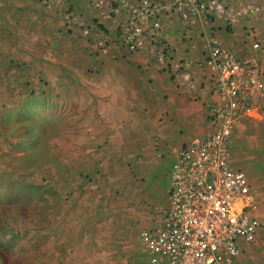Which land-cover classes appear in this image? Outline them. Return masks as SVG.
I'll list each match as a JSON object with an SVG mask.
<instances>
[{"label":"crops","instance_id":"0c3cea01","mask_svg":"<svg viewBox=\"0 0 264 264\" xmlns=\"http://www.w3.org/2000/svg\"><path fill=\"white\" fill-rule=\"evenodd\" d=\"M69 9L86 23L96 22L91 41L81 37L75 22L66 20ZM165 21L173 49L171 73L151 63L147 50L130 54L119 49L123 19L103 16L84 0H65L55 11L34 0H0V248L4 237L10 244L14 241L5 236L8 221L11 225L23 220L28 230L25 261L15 250L12 255L0 254V263L2 257L5 264L126 260L114 253V247L125 245L129 237H121L125 241L120 243L113 239L114 224L127 235L146 226L153 219L146 200L163 191L162 177L169 174L166 165L173 167L184 144L213 131L207 119L213 98L203 85L209 70L194 65L195 90L182 72L180 79L174 77L182 59H204L202 28L174 18ZM220 37L224 47L254 60L264 80V36L257 39L261 50L246 41L241 28ZM98 41H110V49L102 51ZM37 93L63 106L71 103L73 116L79 119L72 151L54 161L45 154L41 160L46 169L57 166L60 187L72 177L70 202L64 201V190H41L40 204L33 205L32 147L19 146L16 137L27 140L30 135L26 117ZM231 163L251 172L252 214L264 222V111H254L235 131ZM5 195L15 206L6 203ZM94 244L99 248L82 256L80 246ZM237 264H264V229L254 242H240Z\"/></svg>","mask_w":264,"mask_h":264},{"label":"built area","instance_id":"2783aa9c","mask_svg":"<svg viewBox=\"0 0 264 264\" xmlns=\"http://www.w3.org/2000/svg\"><path fill=\"white\" fill-rule=\"evenodd\" d=\"M34 1L48 11L59 9L65 2ZM88 1L110 19L112 14L119 17L128 12L120 25L118 48L130 54L147 50L151 63L171 73L173 49L159 19L160 5L151 0ZM169 5L168 10L178 13L188 27L198 24L202 28L204 59H182L174 77L180 79L182 72L186 84L195 90L194 65L209 70L203 85L213 98L207 105V119L213 131L180 148L170 171L168 204L161 224L141 233L147 255L145 264H237L240 242H254L263 224L252 214L250 180L231 163V145L243 119L256 110L264 111L263 73L254 60L224 47L216 36L214 21L223 17L227 8L221 0H169ZM66 16L77 25H84L71 9ZM90 34V29L83 27V35ZM110 47L102 45L101 49L105 52ZM253 47L260 49V43Z\"/></svg>","mask_w":264,"mask_h":264},{"label":"rangeland","instance_id":"374dc122","mask_svg":"<svg viewBox=\"0 0 264 264\" xmlns=\"http://www.w3.org/2000/svg\"><path fill=\"white\" fill-rule=\"evenodd\" d=\"M84 1L92 6V4L89 3L90 1L88 0H84ZM151 1L156 5H160L159 19L164 33L166 32L165 29L167 27L166 25L167 22L165 21V19L167 18H169V20L173 18L178 19L179 23L184 25V21L182 20V17L178 13L168 10L170 6L169 0H151ZM221 1L225 3V5L227 6L226 13L223 17L217 18L213 24L215 27L214 31L216 32V36L219 38L220 41H222V38L220 37L222 33L224 35L234 34L235 28L236 30L237 28H241L246 41L251 42L253 44L254 41L259 40L258 38L261 35L264 36V0H221ZM127 15H129L128 12H123V14H121L120 17L124 21L127 18ZM111 17L116 18L117 16H115V14H112ZM218 19L219 21L216 24ZM66 20L73 23L67 18ZM81 20L83 21L84 25L79 26L76 24V27H78L81 33V37L83 39L85 38L91 41L93 39V27L95 26L96 22L93 21L90 23L91 24L90 25L89 23H86L85 20H83L82 18ZM240 20L242 21L240 22ZM123 23L124 22H122V24ZM97 25L102 26L103 24H97ZM147 25H150V22H148ZM83 27H87L88 29H90L91 31L90 36L83 35ZM199 31L201 32V29H199ZM258 42L260 43L261 46V42L260 41ZM114 43L115 42H113V44ZM102 45H107L108 47H110L111 42L110 41L97 42L98 48L101 49ZM258 50H261V48ZM40 82L43 83L42 80H40ZM30 106L31 108L29 111V115L26 117L27 118L26 122L30 127V135L28 139L25 140L23 139L22 135L16 134L17 135L16 141H18L17 144H19V146L32 147L31 151H32V158L34 163L33 195H32L33 205L40 204L39 193L41 190L54 191V192H58V190H64L67 192L64 201L70 202L73 199L72 189L74 187L73 186L74 182L72 180V177L69 176V178L66 179V181L64 182L65 184L63 185V187H60L62 183L57 177V172H56L57 166L50 165L48 166L47 168L48 170H47L46 166L41 165V160L45 159L46 157L44 156L45 154H48L49 158L52 161H54L57 159L59 154L60 155L61 153L67 154L72 151V143L77 138L78 136L77 132L79 131L74 125L79 124L78 122L79 119L73 116L74 109L71 103L69 104L66 103L63 106L62 104L58 103L55 98L51 99L45 95L41 96L40 93L34 94ZM85 120H86L85 118L83 117L81 118L82 125H83V121ZM83 129L84 128L82 127V130ZM232 144H233V139H232ZM231 151H232V145H231ZM27 161L31 162V158L30 159L28 158ZM166 168L168 170L166 174L167 173L169 174H167L166 178L165 175H163L162 177L163 180H161V182L163 184V191L160 194L159 193L156 194V196L154 197L155 200L150 197H148L149 200L148 199L146 200V202L148 203L145 205V207L150 212H152L153 219L147 221L146 226H144L143 228H139L137 231H135L130 235H127L128 233L126 230H122L121 228H115L116 224H114V229L112 231L113 239H116L120 243L125 241V240L120 241L121 237H125V239L129 237V240L125 242V245L116 244V247H114L115 248L114 250H116L114 253L117 256L121 255L123 259H126L124 262H118V260H116L117 261L116 264H145L147 260V256L141 241V233L146 228L149 229L156 228L159 227L161 224L162 213L168 204L167 190H169V186H170L169 181H170L171 167H169V164H167ZM242 170L246 173L248 179L252 180L251 172L246 169H242ZM29 193L31 194V192ZM5 196L7 197L6 203L15 206L14 200L12 198L9 199L8 195ZM18 200L21 203L24 202V200L21 199ZM29 203L30 202H27V204ZM257 218L262 222L263 224L262 229H264V222L258 216ZM115 219L117 218L115 217ZM9 222L10 221H8V223H6L5 225V228H7L8 230L7 233H5V236L10 235L11 237H14L13 238L14 241L10 244L8 243V239H7L8 237H4L5 242H2V246L0 248V254L12 255L13 252L16 250L17 253L20 255L19 257H21V258L18 257V259L25 261V238H26L25 235L28 234V230L25 229L26 225L24 221L20 219H18L11 225H9ZM97 245L98 244H94V246H89V247L81 245L80 252L82 256L84 254L91 255V253H93V250L99 248L97 247ZM124 254H126V258ZM5 263H6V257H2L0 264H5ZM20 263H24V262H20ZM87 264H96V263L94 261H89Z\"/></svg>","mask_w":264,"mask_h":264}]
</instances>
